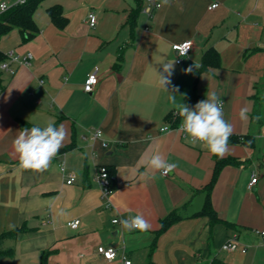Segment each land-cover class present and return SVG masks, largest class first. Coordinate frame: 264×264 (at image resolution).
Returning <instances> with one entry per match:
<instances>
[{"label":"crops","instance_id":"obj_1","mask_svg":"<svg viewBox=\"0 0 264 264\" xmlns=\"http://www.w3.org/2000/svg\"><path fill=\"white\" fill-rule=\"evenodd\" d=\"M46 1L45 15L34 14L35 38L24 42L18 29L0 38L4 54L33 56L31 66L1 74L0 234L28 228L6 241L14 248L13 264H39L46 252L51 264H114L98 254L99 246L116 248L132 264H209L214 258L245 264L248 248L264 244L255 234L264 230V122L251 123L257 90L264 107V0H161L150 20L141 12L144 0ZM0 3L11 7L16 0ZM53 5L63 9V27L47 14ZM90 13L97 17L94 28ZM185 41L194 47L177 65L172 46ZM210 51L217 52L218 64L199 72ZM161 62H173L168 92L158 85ZM95 69L99 82L86 93L84 83ZM212 91L233 125L230 138L238 139L228 142L222 158L192 145L176 129L182 117L169 100L174 94L177 103L191 108ZM242 108L248 109L246 120L239 118ZM50 121L67 129L63 146L46 171L22 169L14 139L23 128ZM165 126L171 128L167 133L161 131ZM97 129L107 149L100 140L92 143ZM250 134L252 147L243 139ZM156 147L177 164L168 176L144 175L141 158ZM216 158L235 160L219 170L210 192L213 210L229 227H210L208 217L196 215ZM62 164L76 175L71 185ZM100 165L115 172L110 207L95 182ZM254 174L258 181L250 191ZM174 211L182 219L160 232L162 220ZM138 213L151 225L147 232L112 223ZM76 219L80 225L71 229ZM234 236L247 247L245 254L223 250Z\"/></svg>","mask_w":264,"mask_h":264},{"label":"clouds","instance_id":"obj_2","mask_svg":"<svg viewBox=\"0 0 264 264\" xmlns=\"http://www.w3.org/2000/svg\"><path fill=\"white\" fill-rule=\"evenodd\" d=\"M18 4L25 3V0H16ZM163 4H168L169 0H162ZM9 5L7 3L0 4V11H6ZM163 63V72L158 74V85L164 91H167V86L171 83L173 62ZM198 67V66H196ZM189 68L187 71H191ZM176 95H169V100L175 106L178 115L182 117L178 131L186 134V139L192 145L199 144L205 148L210 154L223 157L228 151V141L234 132L231 122L224 118V102L216 92H208L207 98L198 101L194 107H189L185 103H177ZM248 109L242 108L239 112V118L246 120L248 118ZM161 131L168 132V127H162ZM67 129L63 124L58 127L54 122H48L46 126H33L23 128L19 131L18 136L13 141L14 154L18 155L19 164L22 169L32 170L35 172L46 171L51 164V161L57 156L59 149L63 146L67 138ZM97 139H100L104 146L107 141L103 139V133L97 129L92 137L94 144ZM151 141L152 137L145 138ZM141 164L148 172H159L161 175H168L173 172L177 164L169 163L164 155L159 150V147L151 151H146L141 158ZM59 215H65L63 210H60ZM118 223L126 231L139 230L147 232L151 225L144 219L142 214L129 216L127 219L119 220Z\"/></svg>","mask_w":264,"mask_h":264},{"label":"trees","instance_id":"obj_3","mask_svg":"<svg viewBox=\"0 0 264 264\" xmlns=\"http://www.w3.org/2000/svg\"><path fill=\"white\" fill-rule=\"evenodd\" d=\"M45 0H26L24 4H17L13 5L8 8L5 12H0V38L4 35L8 34L13 29H18L22 33V39L24 42H27L33 38H35L39 33L38 25L34 20V14L37 11L38 7L44 2ZM139 2V0H136ZM47 14L52 21L58 27H63L66 23V18L63 15V9L60 5H53L47 9ZM5 60V54L0 51V63ZM218 54L217 52H207L202 66L199 72L204 71L209 63L211 64H218ZM0 89H1V73H0ZM254 109L251 114V123L254 126L261 125L264 122L262 120V112H263V100L260 97L259 90H257V94L254 97ZM180 123V122H179ZM178 123V124H179ZM244 144L247 146H253V135H248L243 138ZM238 139L236 138H229V143L236 142ZM235 164V160H222L216 158V168L214 170V176L211 182L206 186L205 192V202L202 210L198 212L196 215L198 216H206L209 219L210 227L215 225L216 223H223L227 227L230 225L226 222H223L220 218H218L216 212L213 210L210 201V192L213 187L214 181L216 176L223 167ZM110 175L113 178L112 186L115 187L114 184V175L115 172L110 170ZM182 215L179 214L178 211L172 212L168 215L164 220H162L161 230L160 232L165 231L168 227H170L176 221L182 219ZM28 231L26 226H22L20 228H15L11 231H6L0 234V264H13L14 258V248L13 247H6V241L8 240H17V238ZM49 252L43 253L41 255L40 263L39 264H51L48 260ZM209 264H228L224 260L219 258H214Z\"/></svg>","mask_w":264,"mask_h":264},{"label":"built area","instance_id":"obj_4","mask_svg":"<svg viewBox=\"0 0 264 264\" xmlns=\"http://www.w3.org/2000/svg\"><path fill=\"white\" fill-rule=\"evenodd\" d=\"M0 4H4V3H0ZM17 4L18 3L16 2L15 5H17ZM161 6H162L161 0H144L141 12L143 15L146 16L147 19L150 20L153 18L155 12L161 8ZM217 6H218V4H214L210 7V9H215ZM8 8H7V10H8ZM0 12H5V11H0ZM88 21H89L90 27L94 28L96 26V23H97L96 15L94 13H90L88 15ZM146 29L148 30V28H146ZM193 47H194V44L192 41H185L183 43L174 44L172 46V50L175 54V62L177 65H181L184 62V60L186 58H188L189 53L191 52ZM262 48L264 50V45L262 46ZM32 59H33V56L30 53H27L26 55H19V54H15L14 52H9V53L5 54V60L0 63V73L1 74L2 73H8L10 75H15V73L19 67L31 66ZM15 65H16V67H15ZM98 82H99L98 70L95 69L94 72H92L91 74L88 75V77L84 83V91L86 93L93 92V90H94L95 86L98 84ZM179 126H180V123L176 127L177 130L179 129ZM170 129L171 128L168 127V130H170ZM95 131L91 134V137H90L91 140H92V137L95 135ZM181 133L183 134V136L186 135L183 132H181ZM98 140H100V139H97L96 141H98ZM101 146H102V148L107 149L109 147V143H107L106 146H104V144L102 142ZM60 171L66 177V184L71 185L75 181L76 175L73 173H68L63 164L60 167ZM168 175H166V176H168ZM257 181H258L257 176L255 174L252 175V179L248 185V189L250 191L253 190V187L255 186ZM95 182L100 189L102 200H104L107 207H110L111 206L110 198L114 192V188L112 186L113 178L110 175V171H109L108 166H105V165L98 166L96 176H95ZM125 219H127V218H125ZM119 220H122V218L116 217L112 220V223L122 226L120 223H118ZM79 225H80V220H78V219L73 220L68 224V226L71 229H77ZM255 234L264 238V230L263 231H259V230L255 231ZM223 250L226 252H240L242 254H245L247 252V247L243 243L240 242V240L237 236H234V237L230 238L225 243V245L223 246ZM97 252L108 263L132 264V261L125 254L121 258H119L118 250L116 248L99 246L97 248Z\"/></svg>","mask_w":264,"mask_h":264},{"label":"rangeland","instance_id":"obj_5","mask_svg":"<svg viewBox=\"0 0 264 264\" xmlns=\"http://www.w3.org/2000/svg\"><path fill=\"white\" fill-rule=\"evenodd\" d=\"M48 2H44L42 5H40L35 12L36 15L41 14L45 15L46 13V5ZM245 264H264V244L263 246H251L248 248Z\"/></svg>","mask_w":264,"mask_h":264}]
</instances>
